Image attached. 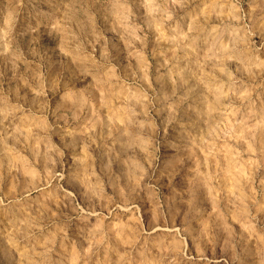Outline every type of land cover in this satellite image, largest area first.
Here are the masks:
<instances>
[{
  "label": "rangeland",
  "instance_id": "374dc122",
  "mask_svg": "<svg viewBox=\"0 0 264 264\" xmlns=\"http://www.w3.org/2000/svg\"><path fill=\"white\" fill-rule=\"evenodd\" d=\"M0 264H264V0H0Z\"/></svg>",
  "mask_w": 264,
  "mask_h": 264
},
{
  "label": "bare ground",
  "instance_id": "6f19581e",
  "mask_svg": "<svg viewBox=\"0 0 264 264\" xmlns=\"http://www.w3.org/2000/svg\"><path fill=\"white\" fill-rule=\"evenodd\" d=\"M94 68H95V66H94ZM221 91H222V89H221L220 87H215V92H214V94H215V95H219V94H221ZM102 199H103V196H99V197L97 198L98 201H100V200H102Z\"/></svg>",
  "mask_w": 264,
  "mask_h": 264
}]
</instances>
